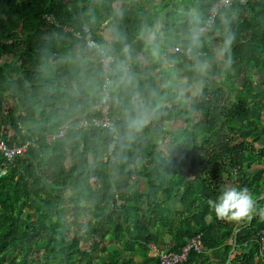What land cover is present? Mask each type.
I'll return each mask as SVG.
<instances>
[{
  "label": "trees",
  "instance_id": "16d2710c",
  "mask_svg": "<svg viewBox=\"0 0 264 264\" xmlns=\"http://www.w3.org/2000/svg\"><path fill=\"white\" fill-rule=\"evenodd\" d=\"M160 1L173 6L157 11L151 0H0V138L10 146L38 138L0 177V264H71L87 257L81 245L97 247L107 235L149 264L150 245L160 239L153 227L167 228L172 252L202 235L203 251L190 252L185 264H264V219L256 215L248 227L221 221L207 203L225 186L247 187L256 199L264 193V0L220 12L203 49L216 57L203 90L187 101L167 92L161 113L127 148L109 128L77 127L84 117L120 120L95 102L81 101L82 110L70 112L75 101L64 87L73 78L71 65L45 74L50 58L106 36L104 22L115 10H123L119 27L143 52V24L159 22L164 35L170 29L179 35L187 28L182 6L198 4L210 16L220 0ZM89 8L99 21L93 29L86 23ZM221 16L235 36L228 69L219 57ZM191 66L184 59L178 67L191 78ZM176 122L183 126L172 130ZM65 126L63 137L48 140ZM3 159L0 154V167Z\"/></svg>",
  "mask_w": 264,
  "mask_h": 264
},
{
  "label": "clouds",
  "instance_id": "9594fccd",
  "mask_svg": "<svg viewBox=\"0 0 264 264\" xmlns=\"http://www.w3.org/2000/svg\"><path fill=\"white\" fill-rule=\"evenodd\" d=\"M85 15L88 27L95 28L99 22L95 10L89 8ZM180 15L187 28L179 35L174 29L164 35L159 22L152 26L143 24L139 39L144 50L140 52L119 27L123 10H115L111 20L104 22L106 36L82 42L78 51L50 58L45 74L52 77L60 66L71 65L73 78L64 87V94L75 101L70 112L81 111V101L107 105L120 120L109 128V134L122 149L127 148L161 113L167 92L187 101L189 93L194 96L206 85L216 57H208L203 49L214 21L198 4L182 6ZM221 22L224 28L219 57L228 69L233 63L231 47L235 36L227 28L226 16H221ZM184 59L192 62L191 78L184 76L178 67ZM207 203L221 221L242 224L256 215L264 219V208H258L256 197L247 187L225 186L215 200L209 199Z\"/></svg>",
  "mask_w": 264,
  "mask_h": 264
},
{
  "label": "built area",
  "instance_id": "2783aa9c",
  "mask_svg": "<svg viewBox=\"0 0 264 264\" xmlns=\"http://www.w3.org/2000/svg\"><path fill=\"white\" fill-rule=\"evenodd\" d=\"M250 0H220L212 8L210 16L212 17L214 23L217 20L220 12L226 7L232 6L235 3H241L242 5H247ZM94 40H89L91 42ZM101 110L104 115L109 113V107L107 105L101 104L97 107ZM89 126L110 128L113 124L109 121L107 117L100 119L98 117L92 118H82L78 123V128H84ZM68 130V126H65L57 135H53L48 138L49 141L55 140L56 138L63 137ZM38 138L32 137L27 139L22 144H14L12 146L8 145L4 139L0 138V154L4 157L2 165L0 167V177L3 176L10 164H12L19 153L25 152L29 146L36 145ZM110 158L113 160L114 154L110 152ZM232 242V241H231ZM261 252L264 254V230L260 234ZM151 250L153 255L158 259L159 264H185L188 260V255L190 252H202L203 251V241L202 235H196L193 237L187 245H185L180 252H172L168 250H159L156 246L152 245Z\"/></svg>",
  "mask_w": 264,
  "mask_h": 264
},
{
  "label": "crops",
  "instance_id": "0c3cea01",
  "mask_svg": "<svg viewBox=\"0 0 264 264\" xmlns=\"http://www.w3.org/2000/svg\"><path fill=\"white\" fill-rule=\"evenodd\" d=\"M159 2H163V1L151 0L152 7L154 9H158L157 4H159ZM172 6H173V3L170 6H165L163 3L158 5L159 9L164 10V11L168 8L171 9ZM162 7L164 8L162 9ZM141 183L142 184L139 187V191L142 193L146 190L147 182L142 181ZM79 192L82 195L84 193V189L79 190ZM171 205L172 204L168 205V204L163 203V206L167 208ZM153 232H159L160 239L157 244L152 243L150 247L154 245L159 250H169L171 248V237L168 235L167 228L156 229L153 227ZM81 248H82L81 250L87 254V257L83 258L80 256L77 261H73L71 264H84L85 262H87L88 264H122V263L123 264H143L144 263V258L140 254H137L134 252L130 253V252L123 251L122 245H120L116 241H112L109 235H107L105 240H103L102 244L97 247L94 246V243H90L88 246L81 245ZM114 255L120 256L121 260L122 259H126V260L124 262L122 261L115 262L116 259L114 258ZM153 259L158 261V259L153 255V251L150 248L147 262H149L150 260L152 261ZM40 261H41L40 263H43V260H40ZM151 261L149 264H153Z\"/></svg>",
  "mask_w": 264,
  "mask_h": 264
},
{
  "label": "rangeland",
  "instance_id": "374dc122",
  "mask_svg": "<svg viewBox=\"0 0 264 264\" xmlns=\"http://www.w3.org/2000/svg\"><path fill=\"white\" fill-rule=\"evenodd\" d=\"M160 3H163L165 6H170V5H172V3L171 2H160ZM157 8H159V7H157ZM155 10H157L158 11V9H155ZM159 10H161V9H159ZM10 103H7L6 104V106L7 105H9ZM181 126H183V124H181L180 122H176V123H174V125L173 126H171V128H172V130H175V129H178L179 127H181Z\"/></svg>",
  "mask_w": 264,
  "mask_h": 264
},
{
  "label": "water",
  "instance_id": "95a60500",
  "mask_svg": "<svg viewBox=\"0 0 264 264\" xmlns=\"http://www.w3.org/2000/svg\"><path fill=\"white\" fill-rule=\"evenodd\" d=\"M262 199H264V193L257 199V201H260V200H262ZM253 220V219H252ZM252 220L249 222V224L247 225V226H245V227H248V226H250L251 225V223H252ZM240 230H242V228H238L237 230H236V234H235V237H234V249H235V247H236V240H237V234H238V232L240 231ZM233 249V250H234Z\"/></svg>",
  "mask_w": 264,
  "mask_h": 264
}]
</instances>
